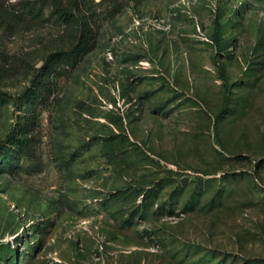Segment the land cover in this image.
Returning a JSON list of instances; mask_svg holds the SVG:
<instances>
[{
	"label": "rangeland",
	"instance_id": "1",
	"mask_svg": "<svg viewBox=\"0 0 264 264\" xmlns=\"http://www.w3.org/2000/svg\"><path fill=\"white\" fill-rule=\"evenodd\" d=\"M31 1L0 24V264H264V0Z\"/></svg>",
	"mask_w": 264,
	"mask_h": 264
},
{
	"label": "trees",
	"instance_id": "2",
	"mask_svg": "<svg viewBox=\"0 0 264 264\" xmlns=\"http://www.w3.org/2000/svg\"><path fill=\"white\" fill-rule=\"evenodd\" d=\"M50 3L53 13L65 24H71L79 19L76 14V10L82 12L86 10L90 14H94L93 5L101 6L103 4L111 5L115 8L119 6V0H101L96 3V0H74L77 2L75 5H70L63 0H46ZM80 4V7H79ZM17 6V10L10 9L5 0H0V24L5 22H15V24L25 23L29 18H37L39 16L34 3L31 0H21ZM91 38L86 33V29H83L79 44L70 51H61L50 56L47 61V68L53 70L59 63V72L66 67H75L84 53L89 50L91 46ZM9 97L6 93L0 92V105Z\"/></svg>",
	"mask_w": 264,
	"mask_h": 264
}]
</instances>
